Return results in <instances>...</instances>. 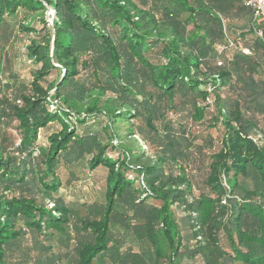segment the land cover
I'll return each mask as SVG.
<instances>
[{
	"label": "trees",
	"instance_id": "1",
	"mask_svg": "<svg viewBox=\"0 0 264 264\" xmlns=\"http://www.w3.org/2000/svg\"><path fill=\"white\" fill-rule=\"evenodd\" d=\"M247 1L0 0V36L39 13L23 28L49 47L30 41V82L0 63V264H264V22ZM84 159L107 170L103 201L61 192Z\"/></svg>",
	"mask_w": 264,
	"mask_h": 264
},
{
	"label": "rangeland",
	"instance_id": "2",
	"mask_svg": "<svg viewBox=\"0 0 264 264\" xmlns=\"http://www.w3.org/2000/svg\"><path fill=\"white\" fill-rule=\"evenodd\" d=\"M47 28L52 27L53 16L50 14V10L46 13ZM39 13L28 12L20 10L15 18L9 19L7 27L3 30L2 36H0V63L6 62V67H12L20 76L22 81L30 82L33 79L34 72L40 68V65L32 62L28 56V45L30 41L35 39L42 47L49 48L48 44L42 39L44 33L39 35L37 32L26 31L23 27L35 28L37 31L42 28L39 23ZM2 55V56H1ZM55 76L51 75L48 81H51ZM13 125H16L14 123ZM80 126V127H79ZM122 131L123 125L121 124ZM81 130V125H78ZM61 125L58 123L51 124L40 133L38 144L41 146L48 145V138L51 134L60 131ZM195 132L201 131L203 137H208L209 134L216 137L218 134L216 131L205 130L204 127H194ZM93 131L101 133V126L96 125L92 127ZM205 130V131H204ZM203 131V132H202ZM15 139H17L16 131H13ZM202 142V140H200ZM117 143V142H115ZM139 149L142 147L140 142H135L132 139H125L123 144H128ZM219 138L213 139L212 149L218 148ZM211 148V147H210ZM143 149V148H142ZM145 149V148H144ZM147 151V157L152 160L157 156L156 149L150 148L145 149ZM107 170L105 168H98L94 171L88 169V161L86 159L80 161L77 165L72 166L69 169L64 168L61 173L63 181V187L61 192L67 197L68 200L74 198H81L88 202L103 201L106 185ZM69 181L72 182L70 185ZM179 216H183L180 209L176 210ZM124 223L118 216L114 217L113 226L110 232L112 239H116L121 236ZM224 241V240H223ZM184 264H199L198 260L186 259Z\"/></svg>",
	"mask_w": 264,
	"mask_h": 264
},
{
	"label": "built area",
	"instance_id": "3",
	"mask_svg": "<svg viewBox=\"0 0 264 264\" xmlns=\"http://www.w3.org/2000/svg\"><path fill=\"white\" fill-rule=\"evenodd\" d=\"M246 5L253 10L254 18H255L257 26L261 25L264 22V0H249V1H247ZM49 10H50V14L54 18V12L51 9H49ZM52 24H53V22H52ZM257 34L260 37H262V35H263L262 29L258 28ZM233 45L234 46L237 45L240 48H242V45L240 42H238L237 44L232 43L231 47ZM244 52L247 53L248 51L244 50ZM141 144H142L143 148L147 149L146 145H144L143 143H141Z\"/></svg>",
	"mask_w": 264,
	"mask_h": 264
}]
</instances>
